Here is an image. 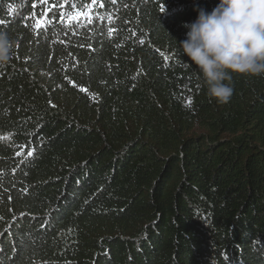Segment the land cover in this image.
<instances>
[{"label": "trees", "instance_id": "trees-1", "mask_svg": "<svg viewBox=\"0 0 264 264\" xmlns=\"http://www.w3.org/2000/svg\"><path fill=\"white\" fill-rule=\"evenodd\" d=\"M218 2L0 0V264H264V76L177 44Z\"/></svg>", "mask_w": 264, "mask_h": 264}, {"label": "clouds", "instance_id": "clouds-1", "mask_svg": "<svg viewBox=\"0 0 264 264\" xmlns=\"http://www.w3.org/2000/svg\"><path fill=\"white\" fill-rule=\"evenodd\" d=\"M196 19L182 26L186 38L179 41L206 87V94L226 103L233 94V76H264V0H219L207 11L195 9ZM14 42L0 30V67L12 59Z\"/></svg>", "mask_w": 264, "mask_h": 264}, {"label": "snow or ice", "instance_id": "snow-or-ice-1", "mask_svg": "<svg viewBox=\"0 0 264 264\" xmlns=\"http://www.w3.org/2000/svg\"><path fill=\"white\" fill-rule=\"evenodd\" d=\"M95 2V0H94ZM115 2V0H114ZM73 8H75V4H73ZM163 7H161V11H163ZM47 15V14H46ZM85 14L79 11H76L74 15L70 14L69 18H68V23H71L73 20H78L80 17L84 16ZM62 19V17H60ZM51 22V21H50ZM189 105L191 104V100L188 101ZM29 155H31V153H28Z\"/></svg>", "mask_w": 264, "mask_h": 264}, {"label": "rangeland", "instance_id": "rangeland-1", "mask_svg": "<svg viewBox=\"0 0 264 264\" xmlns=\"http://www.w3.org/2000/svg\"><path fill=\"white\" fill-rule=\"evenodd\" d=\"M73 15H74V14H73ZM88 17H89V16H85V15H84V16L80 17L79 19H81L82 21H83V20H88ZM75 21H76V20H75Z\"/></svg>", "mask_w": 264, "mask_h": 264}]
</instances>
